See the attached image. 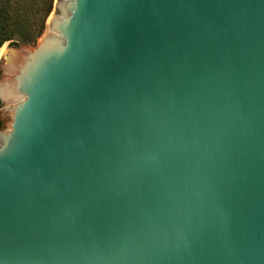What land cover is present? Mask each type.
<instances>
[{
    "label": "water",
    "instance_id": "1",
    "mask_svg": "<svg viewBox=\"0 0 264 264\" xmlns=\"http://www.w3.org/2000/svg\"><path fill=\"white\" fill-rule=\"evenodd\" d=\"M0 54V264H264V0H54Z\"/></svg>",
    "mask_w": 264,
    "mask_h": 264
},
{
    "label": "trees",
    "instance_id": "2",
    "mask_svg": "<svg viewBox=\"0 0 264 264\" xmlns=\"http://www.w3.org/2000/svg\"><path fill=\"white\" fill-rule=\"evenodd\" d=\"M54 0H0V48L34 44ZM1 128V127H0Z\"/></svg>",
    "mask_w": 264,
    "mask_h": 264
},
{
    "label": "rangeland",
    "instance_id": "3",
    "mask_svg": "<svg viewBox=\"0 0 264 264\" xmlns=\"http://www.w3.org/2000/svg\"><path fill=\"white\" fill-rule=\"evenodd\" d=\"M54 2V1H53ZM50 13H58V11L56 10V8H54V6L52 5V9H51V11H50ZM49 13V14H50ZM44 30V29H43ZM42 33H43V31H42ZM42 35V34H41ZM40 35V36H41ZM40 36L35 40V42H34V44H28V45H26V46H20V47H26V48H29V49H32V48H34L35 47V45H36V43H37V41H38V39L40 38ZM8 45V43H5L4 45H2V47L0 48V54H1V51H2V48H4L5 46H7ZM0 77H1V74H0ZM3 115L0 113V119H1V117H2ZM0 130H2L1 128H0Z\"/></svg>",
    "mask_w": 264,
    "mask_h": 264
}]
</instances>
